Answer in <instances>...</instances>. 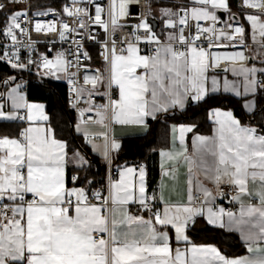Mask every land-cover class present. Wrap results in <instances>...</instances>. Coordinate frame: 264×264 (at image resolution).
Masks as SVG:
<instances>
[{
	"label": "snow or ice",
	"instance_id": "6c2138e0",
	"mask_svg": "<svg viewBox=\"0 0 264 264\" xmlns=\"http://www.w3.org/2000/svg\"><path fill=\"white\" fill-rule=\"evenodd\" d=\"M18 3L22 0L0 2V15L8 12L0 21V36L10 39L15 49L0 46V62L19 70L35 67L40 77L36 87L41 90L46 88L45 78L49 82L67 79L73 92L69 103L80 117L73 131L83 136L107 166L122 148L115 135H110L109 129L116 125L146 132L149 120L206 102L217 93L240 99L249 114L264 111L260 107L264 100V0H241L239 16L230 0H185L163 7L160 17L166 36L158 34L149 19L152 0H143V11L134 24L127 23L129 6L141 0H108L106 4L70 0L60 13L52 9L33 13L36 17L66 16L75 28L63 19L33 20L27 11L9 7ZM245 23L259 48L249 46ZM96 27L104 33L100 55L105 68L89 75L86 62L91 56L81 40H97ZM125 29L123 37L117 35ZM31 32L55 33L62 42L72 33L80 39L72 41L75 49L68 53H40L38 60L29 57L24 62L18 45L27 36L26 47L32 49ZM228 47L238 50L223 55L212 50ZM221 63L230 67L221 68ZM73 68L84 70L79 86ZM220 72H230L237 79L221 77ZM24 83L15 76L0 80L4 88L0 126L21 122L14 135L0 134V264H264V255L229 259L214 246H187L191 244L188 230L203 219L214 228L240 232L248 253L264 252L260 247L264 244V124L260 128L245 125L231 110L212 109L213 137L197 135L195 125H180L177 149L176 126H172L173 149L160 152L168 163H161L157 189L149 192L143 165L119 168L118 179H110L106 189H94V181L79 174L91 171L87 153L58 135L47 104L30 101ZM85 113H95V118L85 119ZM91 125L100 131H89ZM190 132L191 153L185 142V133ZM95 139H102L103 144L97 145ZM69 164L77 173L71 176L72 187ZM182 165L187 168L186 200L173 196L182 192L178 171ZM217 199L239 204V217L217 207ZM170 231L178 244L186 245L184 249L172 247Z\"/></svg>",
	"mask_w": 264,
	"mask_h": 264
},
{
	"label": "trees",
	"instance_id": "16d2710c",
	"mask_svg": "<svg viewBox=\"0 0 264 264\" xmlns=\"http://www.w3.org/2000/svg\"><path fill=\"white\" fill-rule=\"evenodd\" d=\"M36 7L32 11H47L49 9L60 13V6L66 0H33ZM161 2V1H160ZM157 1L152 0V5L157 4ZM162 3V2H161ZM152 12L151 17L155 18ZM7 12L0 15V21H3ZM156 19V18H155ZM158 30L161 28V23L158 19ZM164 29V28H163ZM166 32H164L165 35ZM8 76H15L20 79L21 76L26 77L27 88L26 94L30 101H40L47 104V112L52 118V124L58 129V135L71 142V146L79 148L87 153L88 159L95 163V167H91L90 172H80L81 177L87 175L89 180L95 179L96 186H101L104 180V164L99 163L93 158L87 150L81 137L75 135L72 130L74 122L73 111H71L65 104V85L61 82H49L44 79L46 86L45 90L36 87L37 82L40 80L36 78L31 72L19 73L11 68L7 63L0 62V80ZM2 86H0V91ZM49 96L51 99L49 100ZM260 107L264 108V100H261ZM215 108H228L233 111V114L241 119L243 122H253L258 125L263 121L264 111L257 110L256 115L251 117L244 115L241 110L240 101L232 99L226 95H212L206 102L191 105L186 111H172L167 114L161 115L158 120H149V131L143 137L129 139L125 141L123 150L114 156L113 165L116 167L118 164L135 163L145 158L147 153L156 152V150L166 146L168 142V127L170 124H190L195 125L194 131L199 134H205L210 130V111ZM262 112V113H260ZM255 118L254 120L252 118ZM258 118V119H257ZM257 119V120H256ZM77 174L74 168L68 170L69 186L71 183V176ZM197 241L204 243L216 244L220 250L229 257H235L244 252L242 244L239 242L236 235L223 231L222 229L210 228L205 230L200 235L194 237Z\"/></svg>",
	"mask_w": 264,
	"mask_h": 264
},
{
	"label": "crops",
	"instance_id": "0c3cea01",
	"mask_svg": "<svg viewBox=\"0 0 264 264\" xmlns=\"http://www.w3.org/2000/svg\"><path fill=\"white\" fill-rule=\"evenodd\" d=\"M155 1V0H154ZM162 1H166V0H162ZM185 2V0H170V2L168 4H171L172 6L174 4H181ZM230 3H231V8H232V11L233 12H236V10L234 9V3H233V0H230ZM239 16V12H236ZM217 15H224L225 18H226V14H221V13H217ZM241 19V22H244L243 21V18L240 17ZM245 27L249 29V40L248 42L251 43L250 47L253 48V49H257L259 48L258 45H255L252 43L251 39H250V26L248 24L245 23ZM248 54H251V55H256L255 52H251V53H248ZM256 66L257 67H260V63H259V60H257L256 62ZM237 67H239V65L237 64L236 65ZM226 67H230V65H227ZM225 67V68H226ZM219 71V70H217ZM227 76V78L229 80H235L237 79V77H234L230 72L229 73H223V72H220V76L223 77V76ZM17 82H26L25 79H17ZM53 82H61L64 84V79L61 80V81H53ZM26 88H27V82L24 83V91H25V94H26ZM4 88L2 86V89L1 91H3ZM214 95H226V96H229L231 97L232 99H238L232 95H229V94H223V93H217V94H214ZM27 96V94H26ZM240 101V105H241V110L243 112L244 115H247L249 117L252 116V114H249L247 112L244 111V109L242 108V101L240 99H238ZM195 103L191 104V105H194ZM191 105L189 106H186V108L184 110H180V109H176L174 111H179V112H182V111H186ZM217 109V108H215ZM218 109H221V110H231V109H228V108H218ZM232 111V110H231ZM172 112V111H170ZM211 112V111H210ZM233 112V111H232ZM262 113V112H260ZM264 113V112H263ZM210 114V113H209ZM235 116V115H234ZM236 117V116H235ZM238 118V117H236ZM239 119V118H238ZM253 120L255 119L254 117L252 118ZM258 119V118H257ZM256 119V120H257ZM80 120V117L79 115H74V122L72 124V130H73V126L75 123H77L78 121ZM210 122H211V127H210V130L205 133V134H199V133H196L197 135H202V136H207V137H213L214 134H215V128H216V125L214 123V120L213 118L210 116ZM21 122H16V126H18ZM243 124L245 125H251V126H254V127H257V128H260L262 124H264V117H263V121L260 122L258 124L256 123H253V122H243ZM5 124H7V122H5ZM180 125H190V124H170L169 127H168V142L166 144V146H164L163 148H160L158 150H156V152H149L147 153V155L145 156V158L141 159L140 161H135V163H126V164H118L114 169L116 171V178L115 179H118V171L117 169L119 168H122L124 166H129V167H138L140 165H143L146 169V179H147V184H148V190L149 192L151 193L154 189H157L161 180H162V173H161V163L162 161L164 162L165 165H167L168 161L167 160H164V158L161 157L160 155V152L161 151H169V150H172L173 149V144H172V136H173V132H172V126H176V131H175V136H176V140H177V144H176V148L178 149L179 148V126ZM16 126H12V127H5V126H0V134H10V135H14L15 132H16ZM89 131H100V128L99 126H96V125H91L89 127ZM149 131V127L147 129V131L145 132L144 129H141V128H137V127H121L119 125H116L114 128H112V135H115V137L119 140V142L121 143L122 145V148L121 150L118 152L120 153L123 148H124V145H125V141L126 140H129V139H134V138H138V137H143L147 134V132ZM73 133L79 137L82 138L87 150L89 151L90 155L95 158L99 163H103V159L101 158L100 155L94 153L91 149V145L85 143L84 141V138L82 135L80 134H77L73 131ZM192 139H193V133H185V142H186V146L188 148V151L189 153H191L192 151ZM94 142L97 144V145H102L103 144V140L102 139H95ZM118 153H115V155H117ZM95 167V163H92V168ZM71 168H74V165L73 164H69V167H68V170L71 169ZM179 185L182 189V192L181 194L177 195V194H173L174 198H177V199H185L186 200V195L183 193V188H184V185L186 184V172H187V168L186 166L182 165L180 168H179ZM91 181H94V184L92 185V187L94 189H97L98 187L96 186L95 184V179H91ZM69 187H72V184L69 186ZM167 195V193H166ZM255 203V202H254ZM237 204V203H236ZM239 206L238 210L235 212V214L237 215V217H239V211H240V205L237 204ZM225 221L227 222V217H225ZM210 228H214L210 225H207L206 222L201 219L199 220V222L195 225V227L193 228H190L187 232V235L189 237V241L191 242L190 245H187L188 247H190L191 245H196V246H214L216 247L220 253L225 256L226 258H229V259H234V258H240V257H245V256H260V255H264V252H253V253H248L247 251V245L245 243V241L241 238V233L238 232V231H228L227 228H224L222 229L223 231L225 232H228V233H232L234 235L237 236L239 242L242 244L243 248H244V252L235 256V257H229L227 255H225L221 250L220 248L216 245V244H212V243H204L202 241H197L194 239V237L196 235H200L201 233H203L205 230L207 229H210ZM214 229H221V228H214ZM170 235H173V241H172V247L173 248H176V247H180L181 249H184L186 247V245L181 242V243H177L175 240H174V233L170 231ZM255 247V246H254ZM260 247L262 249H264V244H261ZM186 260L190 261L191 260V254L188 253L187 256H186Z\"/></svg>",
	"mask_w": 264,
	"mask_h": 264
},
{
	"label": "built area",
	"instance_id": "2783aa9c",
	"mask_svg": "<svg viewBox=\"0 0 264 264\" xmlns=\"http://www.w3.org/2000/svg\"><path fill=\"white\" fill-rule=\"evenodd\" d=\"M0 2H7V0H0ZM98 3H102V4H106L108 3V0H97ZM66 3H70L69 1L66 0V2H64L61 6H60V12L62 11L63 6ZM241 4V0H236L234 3V9L236 10V12H239V6ZM10 8H12L13 10H21V11H27L29 13V16L33 19V20H40L41 22L47 23L49 21H57L59 22V20L63 19L69 22V24L75 28L76 24L74 21H72L71 19H69L66 16H53V15H47V16H41V17H36L33 16L32 11L34 10V8L36 7L35 3L33 0H22V3H18L15 5H9ZM89 11L94 12V8H92L91 6H89ZM129 11L131 13L130 18L127 20L128 24H134L136 22V17L139 16V14L143 11V0H141V3L138 5H130L129 6ZM254 11L253 9H245V12H252ZM8 15V12L5 16ZM152 18L151 16L149 17V19ZM125 21H121V23H124ZM59 26V25H58ZM29 29H31L32 25L29 24L28 25ZM221 27V25H217V28L219 29ZM158 30V28H157ZM156 30V31H157ZM225 31H228L227 29H225ZM127 32V29L120 31L117 33V35H119L120 37H123ZM93 34L97 37V40L93 41V40H81V43L83 44L84 50H86L89 55L91 56V60L87 61V65L89 68V75H94L97 74L98 71H103L105 68V62L103 61L100 53L103 50V39H104V33L103 30L99 27H96L93 31ZM166 36V33H165ZM22 39V43L20 45H18L19 48V54L21 59L24 62H27V59L29 57L33 58V59H39V54L40 53H46V54H50V55H55V53L57 51H65L66 53H68L71 50L75 49V45L72 43V41L74 39H80V37L76 36L75 33H72L69 37L68 40L66 41H60L59 37L53 33V34H44V33H35V32H31V40L35 41V44L33 46L32 49H29L26 47V45L29 42V38L27 36L21 37ZM224 44H228L229 42L224 40L221 41ZM249 46L251 45L250 42ZM0 46H7L10 50H15L12 48V42L10 41V39L4 37V36H0ZM259 46V45H258ZM49 49H51V52H49ZM2 50V49H0ZM213 51H215L217 54L219 55H223L225 53H230V52H234L237 51L238 49L236 48H214L212 49ZM69 59H72L71 56H69ZM227 65V63H221V68H225ZM31 67V66H30ZM36 68L35 67H31V70L29 71L28 69L22 70V73H25V75L29 72L34 71ZM71 71L73 72H77L78 76L76 79H78L79 83L77 86H79V84H82V77L84 74V70L83 68L80 69H76L73 68L71 69ZM25 81L27 82V80L25 79ZM64 85L66 88V93H65V104L66 106L73 111L75 114L78 115V112L76 109H73L70 105V100L73 98V92L70 90L71 89V85L68 83L67 79H64ZM87 87H91V85H88ZM98 103H103L102 100H99V98L97 99ZM91 115L93 118H95V113H85V119ZM110 131V135H112V128L109 129ZM114 162V160H113ZM104 180H103V184L101 186H99L97 189H106L107 185L109 183L110 179H115L116 178V171H115V167L113 165V163L111 164V166H107L104 162ZM105 194H107V192H105ZM255 202V201H254ZM216 206L217 207H223L226 211H231L233 213H235L239 206L234 203V202H230L228 199H224V200H220L217 199L216 200Z\"/></svg>",
	"mask_w": 264,
	"mask_h": 264
},
{
	"label": "rangeland",
	"instance_id": "374dc122",
	"mask_svg": "<svg viewBox=\"0 0 264 264\" xmlns=\"http://www.w3.org/2000/svg\"><path fill=\"white\" fill-rule=\"evenodd\" d=\"M67 1H69L70 2V0H67ZM155 1H157L158 3L157 4H155V5H152V12H154L153 13V15H154V17L156 18V19H158L159 20V22L161 23V28L159 29V31H156L158 34H162V35H164V31H163V28H164V25H163V23L161 22V17H160V9L161 8H163V7H172V5L171 4H168L169 2H170V0H166V1H162V0H155ZM162 3H161V2ZM45 11V10H44ZM16 71H18L19 73H21L22 72V70H19V69H15ZM36 69L34 70V71H32L31 73L36 77V78H39L40 79V77H38L37 75H36ZM21 78L22 79H26V77H23V76H21ZM45 79H47V78H45ZM48 80V79H47ZM59 81H61V80H59Z\"/></svg>",
	"mask_w": 264,
	"mask_h": 264
},
{
	"label": "water",
	"instance_id": "95a60500",
	"mask_svg": "<svg viewBox=\"0 0 264 264\" xmlns=\"http://www.w3.org/2000/svg\"><path fill=\"white\" fill-rule=\"evenodd\" d=\"M236 0H233V3H235ZM151 20V23L153 24L154 28H155V31L157 30L158 28V21L155 19V18H150Z\"/></svg>",
	"mask_w": 264,
	"mask_h": 264
}]
</instances>
